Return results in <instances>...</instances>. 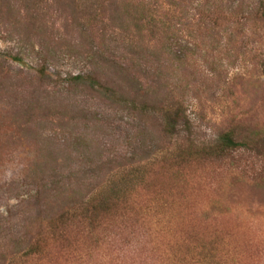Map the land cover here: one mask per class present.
I'll return each instance as SVG.
<instances>
[{
    "label": "rangeland",
    "instance_id": "obj_1",
    "mask_svg": "<svg viewBox=\"0 0 264 264\" xmlns=\"http://www.w3.org/2000/svg\"><path fill=\"white\" fill-rule=\"evenodd\" d=\"M23 1L13 3L32 26L27 32L7 26V16H0V258L11 238L21 233L36 212L31 198L37 187L46 183L53 187L69 179L85 192L110 182L139 185L146 166L163 148L150 121L100 92L70 87L64 81L68 74H88L102 60H87L79 53L85 50L77 51L67 42L78 38L77 26L83 22L80 15L88 10L90 0H36L42 9L38 18L25 9ZM163 2L161 49L132 45L139 38L131 42L132 33L122 27L114 36L113 27L121 26L119 20L97 25L88 37L103 58H132L133 74L152 81V88H147L151 100L180 99L202 142L216 139L233 119L243 136L259 133L252 140L264 144V0ZM212 15L217 24L207 20ZM9 19L22 21L16 12ZM202 21L208 24L202 26ZM54 36L63 41H53ZM80 40L89 41L83 36ZM44 41L56 55L47 77L41 80L36 74L37 51L32 46L45 47ZM16 55L21 60H13ZM140 61L147 69L138 67ZM254 145L242 159L248 162L256 154ZM210 172L200 178L197 173L194 186L199 184L194 192L179 194L182 207L178 201L177 206L157 209L148 216L155 233L149 240L156 243L149 246L147 259L142 256L117 263L112 261L111 251H104L101 254L107 259L98 262L264 264V202L253 212L239 206L236 212L203 224L202 208L221 198L211 187L215 181ZM221 201L228 203L225 197Z\"/></svg>",
    "mask_w": 264,
    "mask_h": 264
},
{
    "label": "trees",
    "instance_id": "obj_2",
    "mask_svg": "<svg viewBox=\"0 0 264 264\" xmlns=\"http://www.w3.org/2000/svg\"><path fill=\"white\" fill-rule=\"evenodd\" d=\"M23 2L25 9L31 10L35 18L41 15L42 9L36 0ZM90 2L88 10L80 15L82 23H78L75 15L72 16L75 18L74 27L78 23L79 35L67 42L77 51L85 50L79 53L87 60H95L96 57L102 60L88 74H68L64 81L70 87L82 86L100 92L140 119L150 121L160 136L163 148L146 166L145 177L139 185H115L110 182L85 192L74 187L69 179L65 183L56 182L53 187L48 183L37 187L31 198L35 202L33 211L36 212L26 220L21 233L11 238L0 264H100L98 261L107 259L101 254L104 251H111L114 254L112 261L117 263L129 258L137 261L142 256L147 259L149 246L156 243V240H149L155 233L154 226H149L148 216L157 209L177 206L182 198L179 194L183 196L184 192L192 189L194 192L199 184L198 181L194 186L198 172L200 178L211 171L215 181L211 187L216 188L217 196L221 197L202 208L203 224L211 218L230 215L239 206L246 212H253L264 202V144L252 140L259 133L245 137L240 133L239 123L231 119L216 139L202 142L180 99L163 97L157 103L154 101L156 98L151 100L153 95L147 88H152V81H144L133 74V59L128 56L122 60L103 58L91 36L88 37L98 28L97 25L115 24L119 20L121 26L113 27L114 36L122 32V27L132 33L131 42L139 38L132 45L143 43L145 50L161 49L164 43V25L160 16L165 4L163 0ZM29 6L32 9L27 8ZM80 9V6L76 7L78 12H81ZM13 12L22 21L15 19L12 23L9 18ZM24 14L16 8L13 0H0V16H7V26L29 30L32 26L30 22H25ZM207 20L217 24L214 15ZM207 24L201 22L202 26ZM81 36L89 41L82 43ZM54 37L53 41H63L61 36ZM116 37L115 44L118 41ZM44 43L45 47L32 46L37 51L39 68L36 74L41 80L47 77L50 61L56 55L54 50L47 48L49 42ZM12 59L21 60L19 55ZM141 62L138 67L147 69ZM253 141L257 144L254 145ZM251 144L255 146L253 151L256 154L253 152L247 162L241 157L249 155ZM224 197L228 203L221 201ZM181 201L178 204L182 207ZM153 248H150L151 252Z\"/></svg>",
    "mask_w": 264,
    "mask_h": 264
}]
</instances>
